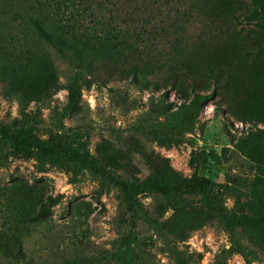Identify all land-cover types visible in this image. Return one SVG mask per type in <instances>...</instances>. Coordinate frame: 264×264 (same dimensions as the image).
Masks as SVG:
<instances>
[{"label":"rangeland","instance_id":"374dc122","mask_svg":"<svg viewBox=\"0 0 264 264\" xmlns=\"http://www.w3.org/2000/svg\"><path fill=\"white\" fill-rule=\"evenodd\" d=\"M258 33L255 68L234 59V84L200 105L170 86L165 93L152 82L101 84L83 72L77 108L64 115V85L74 68L52 49L58 85L45 102L21 106L0 83V125H29L28 134L47 141L67 135L124 179H146L156 162L169 182L203 176L229 185L223 198L236 216L243 253L200 194L147 190L137 196L139 216L128 219L117 189L89 171L75 176L69 165L53 163L39 170L31 157L8 150L0 162V229L17 228L26 256H0V264H264V82L253 74L261 68L264 80V32ZM10 51L0 49V70L17 79V53ZM207 60L200 54L196 68ZM155 64L150 80L164 75Z\"/></svg>","mask_w":264,"mask_h":264},{"label":"trees","instance_id":"16d2710c","mask_svg":"<svg viewBox=\"0 0 264 264\" xmlns=\"http://www.w3.org/2000/svg\"><path fill=\"white\" fill-rule=\"evenodd\" d=\"M259 31L264 32V0H0V36L5 40L0 49L17 53V79L0 70V83L21 106L29 101L45 102L58 85L52 49L74 68L64 85V115L77 108L83 72L101 84L152 82L165 93L170 86L184 98L191 94V103L200 105L234 84V59L245 69L255 68L261 48ZM200 54H207L208 60L196 68ZM155 63L164 75L150 80ZM36 70L46 77L43 83L33 74ZM253 74L262 85L261 68ZM205 90L208 92L201 93ZM29 131V125H0V162L5 163L7 151L12 150L31 157L39 170L48 163L69 165L75 176L87 170L117 189L120 209L128 219L139 216L137 196L147 190L167 197L200 194L235 250L243 253L236 216L228 211L223 198L229 185L203 176L169 182L163 171L158 172L156 162L150 164L146 179H124L79 149L75 139L62 135L47 141ZM260 147L257 143L253 149L255 161L260 159ZM0 256L25 258L17 228L10 232L0 229Z\"/></svg>","mask_w":264,"mask_h":264}]
</instances>
